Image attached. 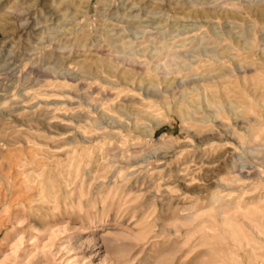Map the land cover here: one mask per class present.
<instances>
[{
  "label": "rangeland",
  "instance_id": "obj_1",
  "mask_svg": "<svg viewBox=\"0 0 264 264\" xmlns=\"http://www.w3.org/2000/svg\"><path fill=\"white\" fill-rule=\"evenodd\" d=\"M0 95V264H264V0H0Z\"/></svg>",
  "mask_w": 264,
  "mask_h": 264
},
{
  "label": "bare ground",
  "instance_id": "obj_2",
  "mask_svg": "<svg viewBox=\"0 0 264 264\" xmlns=\"http://www.w3.org/2000/svg\"><path fill=\"white\" fill-rule=\"evenodd\" d=\"M47 53V52H46ZM47 54H50L49 52L47 53ZM98 60V59H97ZM99 61V60H98ZM82 63V62H81ZM84 64V63H83ZM82 64V65H83ZM93 64V63H92ZM94 64H95V61H94ZM97 64V63H96ZM99 64V63H98ZM69 65H71V66H73L72 64H69ZM77 64H75V66H76ZM70 67V66H69ZM83 67H85L84 65H83ZM66 70L68 71V67L66 68ZM71 70V69H70ZM85 70H87L88 71V67L86 68L85 67ZM84 70V71H85ZM153 81H155V80H153ZM13 84V83H12ZM62 83H52V84H48V87H49V89H47V90H45L44 92H39L38 93V91H37V93L35 92V93H31V95H29L30 93L28 92V91H25V92H28V93H25L24 95H23V93L24 92H19L20 94L22 93V95H23V97L25 98V100L27 99V101L29 100V99H31V101L33 102V100H35V101H37V102H35L36 104H34L33 106H29V105H17L18 107V109H19V111L20 110H27V109H31V108H33V107H36V106H40V105H43V107L48 111V112H51L52 114H51V119H55V118H58L59 117V112H61L63 109L61 108V107H59V106H61V105H65V104H63L64 102H66L67 100H69V98L68 97H66L65 95H64V90H63V92H61L60 91V89L61 88H63L62 87ZM66 86V85H65ZM64 86V87H65ZM22 89V88H21ZM26 90V89H25ZM62 90V89H61ZM22 91H24V90H22ZM18 93V94H19ZM113 96L116 98V99H119L122 95H120V94H118V93H114L113 94ZM2 97V95H0V98ZM22 97V96H21ZM23 97L21 98V99H23ZM18 102H21V101H18ZM72 102H74V101H72ZM71 102V103H72ZM71 103H70V101H69V103L68 104H70L71 105ZM75 103V102H74ZM73 103V105H75ZM67 104V102H66V106L68 105ZM49 105H53L52 107H50ZM73 105H71V106H73ZM77 105V104H76ZM55 106V107H54ZM69 106V105H68ZM11 113H13V112H11ZM72 113V112H71ZM15 115V117L16 116H19L20 115V112H19V114L17 113V114H14ZM77 115L78 116H81V117H83V118H86V119H88V113H84L83 111H79L78 113H77ZM99 118L100 119H102V120H105V121H110V122H113V123H115L116 125H118L117 127H121V129H123V123H121L122 121L121 120H119L117 117H115V116H113L112 114H109V111H102V112H100V115H99ZM226 128V127H225ZM224 128V129H225ZM73 134H75V133H73ZM72 134V135H73ZM81 134H82V137H83V139L85 140V142H87V143H89V144H91L92 145V147L94 146V141L95 140H97V139H99V138H102V139H105L107 136H113V137H115V138H117L116 139V141L118 140L120 143L119 144H123L124 142H125V140H126V135H123L122 134V130H119V131H113V130H110V131H108V130H101V129H98V128H92V129H90V131H83L82 133H80L79 132V135L81 136ZM71 135V134H70ZM70 135H68V136H70ZM71 135V136H72ZM137 139V138H136ZM102 143H105V142H102ZM141 146V145H140ZM29 147L31 148V151L30 152H27V151H25L26 153H30V155H29V158L31 159V161H32V157L33 156H38V155H43L42 156V158L45 160V159H49V157L50 156H47L46 154H45V152L43 151V149L41 148V147H39V150H37V149H34V144H30L29 145ZM142 147V146H141ZM78 148V147H77ZM80 148V153L82 154V152L84 151V147L83 146H80L79 147ZM76 149V148H75ZM95 149V148H94ZM69 150V149H68ZM79 150V149H78ZM35 151H37V152H35ZM44 152L43 154L41 153V152ZM67 152V151H66ZM71 152V153H70ZM75 152H76V154H77V151L76 150H73L72 149V151L70 150L69 151V153H67L66 154V158H68L71 162H73V160H75ZM79 152V151H78ZM26 153H23V154H26ZM55 153V155H57L59 152H54ZM57 153V154H56ZM22 154V153H21ZM20 154V155H21ZM34 154V155H33ZM61 154V153H60ZM69 154V155H68ZM28 155V154H27ZM64 155H65V152H64ZM80 156V155H79ZM17 157V156H16ZM26 157V156H25ZM55 157V156H54ZM77 158H78V156H77ZM76 158V159H77ZM17 159H18V157H17ZM55 159V158H54ZM58 159H60V158H58ZM98 159L99 160H104L105 159V156H104V153L102 152V150L101 149H99V151H98ZM96 160V161H94V162H96V164H99V160ZM9 160H11V159H9ZM56 160V159H55ZM54 160V161H55ZM29 161V162H26V159L25 158H21V156H20V161L19 162H21V163H19L18 164V167H19V169L21 170V172L23 173V178L24 179H31V177L33 178V176H35V179H37L36 180V183H37V181L41 178V179H43V176L45 175V173L47 174L49 171L47 170V166L45 165V164H43V163H36V161ZM62 161V160H61ZM60 160H58V162H57V164H58V170H64L65 168H67V167H65V168H63L62 167V165H61V162ZM47 163V162H46ZM53 163V162H52ZM55 163V162H54ZM90 163H91V161H90ZM104 163V162H103ZM41 164V165H40ZM56 164V165H57ZM102 165V164H101ZM50 166H53V164L52 165H50ZM49 166V167H50ZM103 166V165H102ZM48 180V179H47ZM48 184V183H47ZM238 202V201H237Z\"/></svg>",
  "mask_w": 264,
  "mask_h": 264
}]
</instances>
